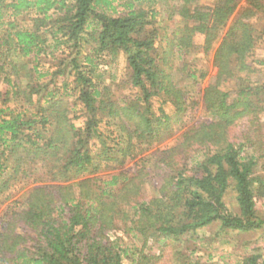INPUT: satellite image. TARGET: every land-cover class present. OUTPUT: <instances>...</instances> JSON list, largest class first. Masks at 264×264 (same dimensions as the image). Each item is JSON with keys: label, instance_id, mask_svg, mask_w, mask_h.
<instances>
[{"label": "trees", "instance_id": "1", "mask_svg": "<svg viewBox=\"0 0 264 264\" xmlns=\"http://www.w3.org/2000/svg\"><path fill=\"white\" fill-rule=\"evenodd\" d=\"M202 1L0 0V84L8 87L0 89V181L6 185L9 165L12 174L23 168L24 175L38 170L51 177L0 217V264H122L128 251L109 241L120 227L143 247L150 239L166 247L167 240L213 226L227 233L264 229L256 208L264 198V176L256 175L264 145L256 142L264 138V83L252 62L264 39V0ZM27 17L30 27L20 26L17 20ZM200 48L204 54L216 48L217 73L198 93L208 120L143 159L135 176L52 184L97 174L118 159L124 165L142 146L171 138V119L162 108L154 112L153 101L162 98L180 117L200 104L191 107L185 83L207 77L186 59ZM105 55L112 62L126 58L128 81L140 91L135 101L119 104L110 88L102 91L93 81ZM47 64L56 70L39 72ZM49 77L55 79L51 86L41 83ZM62 78L64 85L54 88ZM71 86L88 114L82 129L62 104ZM105 118L116 126L118 150L98 132ZM94 139L95 156L88 150ZM148 168L162 185L150 201L144 191ZM230 193L237 210L226 201ZM138 255L135 264H155L143 249ZM241 264H264V257L245 256Z\"/></svg>", "mask_w": 264, "mask_h": 264}, {"label": "rangeland", "instance_id": "2", "mask_svg": "<svg viewBox=\"0 0 264 264\" xmlns=\"http://www.w3.org/2000/svg\"><path fill=\"white\" fill-rule=\"evenodd\" d=\"M214 3V0H203L202 4L211 5ZM119 2H115V6H118ZM243 6V5H242ZM144 8L148 9V2L144 4ZM123 9L120 8V11ZM29 18H19L17 22L22 27H30ZM160 24L166 23V16H162L159 18ZM260 29H264V22L260 25ZM195 42L197 46L202 47L204 39L202 36H197L195 38ZM215 49H213L209 54H204L202 49L197 50L190 57H186L191 65L197 72L200 74V71L207 72V77L204 81H198L196 85H193V81L185 82L189 88V92L192 96V100L190 105L195 102L200 104L196 105L192 111L188 112L184 116H178L175 108H173L170 104H165L162 98L156 97L153 101V111L158 115L160 114L159 109L162 108L164 112L170 117V126L174 130L173 136L163 143L155 142L151 145H144L138 149L137 152H140L138 157L134 160L127 158L125 160L124 165H121V159L116 162H109L107 165L110 167L101 169L97 174H88L84 176H79L74 179H57V181L52 182L55 185H70L75 184V182L88 179V178H103L109 180L113 175H119L121 173L125 174L128 177L132 175L135 176L136 172L142 168V160L147 159L150 154L157 151L158 149H167L175 146L181 139V135L191 126L196 123H200L202 121L208 120L201 101V96L198 94L199 91L208 86L210 78L215 76L217 73V68L214 67V55ZM67 53L63 56H66ZM264 60V39L260 42L256 55L252 58V62H254V66L256 68H260L263 71L259 80L261 83H264V66L260 65L259 62ZM43 70L39 69V72H42L46 69L50 70L52 73L56 70L55 66L52 64L44 65ZM92 69L90 68V71ZM127 62L124 56H118L115 62H112V59L105 55L100 61L99 66L95 70L92 75L93 81L98 85L99 89L102 91L104 88H110L112 93V99L119 104L122 103H131L137 99L140 94V91L131 86L129 83V79L127 76ZM45 78L41 81V83L46 84V86H51V82H54L55 79ZM65 78L61 80H56L53 83L54 88H61L64 84ZM59 81V82H58ZM69 82H71L69 80ZM6 88V89H4ZM71 86L69 95L62 99V104L64 103V107L68 109V118L71 120L72 124L82 129L86 125L87 121V111L77 101L78 93L74 92ZM224 88H227L225 86ZM1 90H7L8 87L4 84H0ZM62 93V92H61ZM12 97V96H11ZM12 108H15V103L10 102ZM63 108V106H62ZM180 118V120H179ZM263 126H262V134L264 136V114L261 117ZM108 121V120H107ZM106 118L104 121H100L98 125V132L103 134L104 138H107L106 141L110 144L115 150H118L117 143L115 142V138L118 137V131L114 124L108 125L106 122ZM245 128V125L239 126L237 128L238 134ZM263 141L256 138V142ZM99 141L94 139L92 143L89 145V152L95 156L98 148ZM71 147V145H69ZM263 153L262 155L257 154L259 157L258 166L256 175L263 177L264 176V145H263ZM136 152V151H135ZM248 153V152H247ZM119 157V155H118ZM104 165V166H107ZM37 167H42V164L36 165ZM26 167V166H25ZM24 170H29V167H26ZM12 165H9L10 174L5 177L3 180L6 185L0 181V217L3 216L10 209L14 208L16 205L19 207L23 205L28 194L31 192L33 188L40 185H46L49 183V179L51 178L45 173L37 172L32 175H24L21 171L22 169H18V173L12 174ZM35 169V167H33ZM110 168V169H109ZM149 169V168H148ZM147 169V170H148ZM149 176L146 178V186L144 188L145 196L148 201L152 199H156L159 197V190L161 189V180L153 177V174L147 171ZM12 177V178H11ZM99 184V183H98ZM99 186V185H98ZM118 186L114 187L116 190ZM226 201L229 207L232 210H237V205L232 193H230ZM256 208L257 214L261 219H264V198L256 200ZM124 227H120V229L116 231H112L109 235V241L118 245L120 250L128 251L127 255L122 260V264H135L134 260L138 259L140 255H138L139 250L143 249V255L153 258L150 260L155 264H241L245 256L260 254L264 257V229L257 232H244V231H233V232H222L218 226L208 227L203 230H198L196 235L187 234L183 237H179L178 239H170L167 240V246H164V243H160V239H150L147 246L143 247V242L139 237H135L134 233H125L123 231ZM163 251V252H162ZM133 253H137L136 258H133ZM131 255V256H130ZM130 256V257H129ZM159 259V260H158Z\"/></svg>", "mask_w": 264, "mask_h": 264}, {"label": "crops", "instance_id": "3", "mask_svg": "<svg viewBox=\"0 0 264 264\" xmlns=\"http://www.w3.org/2000/svg\"><path fill=\"white\" fill-rule=\"evenodd\" d=\"M114 5H115V3H114ZM119 11H120V9H118ZM69 93H70V91H69Z\"/></svg>", "mask_w": 264, "mask_h": 264}]
</instances>
